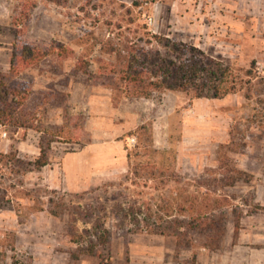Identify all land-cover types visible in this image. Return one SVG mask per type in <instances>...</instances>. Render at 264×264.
I'll return each mask as SVG.
<instances>
[{"label":"rangeland","instance_id":"1","mask_svg":"<svg viewBox=\"0 0 264 264\" xmlns=\"http://www.w3.org/2000/svg\"><path fill=\"white\" fill-rule=\"evenodd\" d=\"M59 1L0 0V76L27 95L30 124L0 125V154L15 151L32 162L44 146L49 156L32 172L0 160V264H264V0ZM16 19L24 37L47 53L18 76L9 68ZM145 31L192 44L241 76L255 62L250 90L221 99L172 91L128 96L112 72L118 64L108 42ZM58 45L69 55L59 56ZM143 124L152 128L156 160L173 167L179 183L154 190V181L147 188L142 179H126V148ZM229 164L251 180L218 192L227 200L218 249L195 232H185L192 238L186 246L173 235L139 231L123 217L132 200L150 203L165 221L161 206L176 217L175 208L189 207L202 181L209 197L197 205L209 203L211 211L212 178ZM52 208L62 214L53 217ZM103 229L107 244L93 256L71 257Z\"/></svg>","mask_w":264,"mask_h":264},{"label":"trees","instance_id":"2","mask_svg":"<svg viewBox=\"0 0 264 264\" xmlns=\"http://www.w3.org/2000/svg\"><path fill=\"white\" fill-rule=\"evenodd\" d=\"M49 1L60 3L59 0ZM135 5L138 6V4ZM34 7L35 3L31 2L22 17L29 20ZM130 22L133 23V20L130 19ZM14 27L16 28L14 51L9 68L10 74L18 76L26 69L40 63L47 53L24 37L26 29L21 19L14 21ZM108 45V53L114 56L118 64L112 72L119 76L120 81L125 85L126 93L133 98L148 99L154 93L172 91L193 93L196 98L221 99L243 90L249 91L252 80L255 78L253 73L255 62L252 63L253 68L241 76L232 67L207 55L192 44L149 31L137 37L127 38L125 42L109 41ZM58 46L59 56L69 55L66 47ZM26 96L22 90L0 76V125L15 128L30 126L23 111ZM249 96L248 94L247 97L250 98ZM131 135L135 139V145L131 149L126 148L129 174L126 177L127 180L131 179L130 176L142 179L143 187L147 188H150L149 184L154 181V190L170 182H180V177L173 167L164 168L156 160L161 153L155 148L152 128L149 125L138 126ZM47 150L48 147L40 146V155L32 162L19 159L15 151L0 154V160L5 165L22 166L24 172L40 171L49 164ZM212 180L215 184L213 186L215 197L212 200L215 207L211 211H208L209 203L197 205L198 199L206 200L209 197L210 185L207 181H202L197 186L199 191L193 196L194 200L189 201V207L178 205V208H175L178 214L176 217H172L173 215L168 211L169 207L166 209L161 206L160 210H164L169 218L165 221V217L157 214L159 210H155L148 202L141 205L138 200H132L127 205L125 212L123 210V217L136 225L139 231H145L148 234L173 235L179 244L186 240V246H191L192 238L186 239L185 232H195L207 237L210 249H218L225 234L223 210L227 202L226 198L218 192L224 188L234 187L239 182H249L251 175L229 164L224 169L220 167L217 176ZM202 188L205 191H202ZM174 194L177 195V191H174ZM236 212L237 209L233 208L232 213ZM49 213L53 217H59L62 214L53 208L49 210ZM179 216H182V219ZM234 227L235 235H237L238 217L235 219ZM97 230H100L99 226L94 227V231L97 232ZM108 235L105 229L94 234L93 239L89 240L86 246L80 245L78 253H73L71 257L78 260L82 255L93 256L99 245L107 244ZM71 241L76 244L80 242L75 236H72Z\"/></svg>","mask_w":264,"mask_h":264}]
</instances>
